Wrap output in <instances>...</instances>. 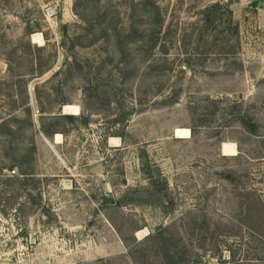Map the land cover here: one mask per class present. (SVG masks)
Instances as JSON below:
<instances>
[{"label":"rangeland","instance_id":"rangeland-1","mask_svg":"<svg viewBox=\"0 0 264 264\" xmlns=\"http://www.w3.org/2000/svg\"><path fill=\"white\" fill-rule=\"evenodd\" d=\"M263 13L0 0V264H264Z\"/></svg>","mask_w":264,"mask_h":264},{"label":"bare ground","instance_id":"bare-ground-1","mask_svg":"<svg viewBox=\"0 0 264 264\" xmlns=\"http://www.w3.org/2000/svg\"><path fill=\"white\" fill-rule=\"evenodd\" d=\"M38 41H40V44H42L43 40L39 39V38L35 39V42H38ZM78 112H79V108L77 106H75V105H67V106L64 107V113L77 114ZM178 134L181 135L183 133L181 131H179ZM56 138H57V141L59 142L60 135L58 134ZM224 149L226 151L225 152L226 154H228V155H233L234 154V148L231 145H228V144L224 145ZM143 234H145V233H141L140 232L138 235L139 236H143Z\"/></svg>","mask_w":264,"mask_h":264},{"label":"built area","instance_id":"built-area-1","mask_svg":"<svg viewBox=\"0 0 264 264\" xmlns=\"http://www.w3.org/2000/svg\"><path fill=\"white\" fill-rule=\"evenodd\" d=\"M57 14L56 7L53 5H46L43 9V16L48 21Z\"/></svg>","mask_w":264,"mask_h":264},{"label":"trees","instance_id":"trees-1","mask_svg":"<svg viewBox=\"0 0 264 264\" xmlns=\"http://www.w3.org/2000/svg\"><path fill=\"white\" fill-rule=\"evenodd\" d=\"M258 3H260V4H263L264 5V2H263V0H258ZM63 117H66V118H72V115H64Z\"/></svg>","mask_w":264,"mask_h":264},{"label":"crops","instance_id":"crops-1","mask_svg":"<svg viewBox=\"0 0 264 264\" xmlns=\"http://www.w3.org/2000/svg\"><path fill=\"white\" fill-rule=\"evenodd\" d=\"M262 16L264 17V13L262 14Z\"/></svg>","mask_w":264,"mask_h":264},{"label":"water","instance_id":"water-1","mask_svg":"<svg viewBox=\"0 0 264 264\" xmlns=\"http://www.w3.org/2000/svg\"><path fill=\"white\" fill-rule=\"evenodd\" d=\"M263 2H264V0H263ZM16 171H14V173H15Z\"/></svg>","mask_w":264,"mask_h":264}]
</instances>
